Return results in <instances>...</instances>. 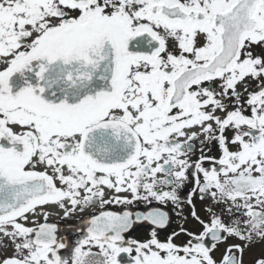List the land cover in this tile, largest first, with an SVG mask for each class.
<instances>
[{
  "label": "snow or ice",
  "instance_id": "snow-or-ice-1",
  "mask_svg": "<svg viewBox=\"0 0 264 264\" xmlns=\"http://www.w3.org/2000/svg\"><path fill=\"white\" fill-rule=\"evenodd\" d=\"M78 212L69 240L50 218ZM258 244L252 264L264 0H0V264H245Z\"/></svg>",
  "mask_w": 264,
  "mask_h": 264
},
{
  "label": "flooded vegetation",
  "instance_id": "flooded-vegetation-1",
  "mask_svg": "<svg viewBox=\"0 0 264 264\" xmlns=\"http://www.w3.org/2000/svg\"><path fill=\"white\" fill-rule=\"evenodd\" d=\"M207 201H200L198 198L196 200L197 208L200 210V214L203 216L204 212L203 209L207 206ZM133 210H140L143 211L144 206L141 205H133L130 206ZM169 209L171 206L169 205ZM91 211V210H89ZM188 209L185 208V215H187ZM88 212L84 213H76L71 218H64L62 213L60 215H53L50 219L52 222H56L59 226V232L61 235L66 236L69 240H74L76 238V228L80 225L82 217H87ZM183 221L174 213L170 212V224L159 233L161 239H164L167 235L171 234L174 231H178L180 225ZM188 228H192L194 226V222H189L185 225ZM151 225L147 222L137 223L134 228L131 230L129 238H137L143 239L151 230ZM232 242V241H229ZM223 245H221V249H223ZM260 245H256L252 251L245 252L244 261L245 264H252V256L260 251ZM219 256V252L216 253Z\"/></svg>",
  "mask_w": 264,
  "mask_h": 264
}]
</instances>
